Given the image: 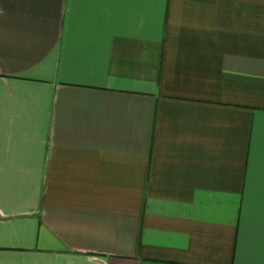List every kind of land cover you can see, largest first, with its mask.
I'll use <instances>...</instances> for the list:
<instances>
[{
    "label": "crops",
    "instance_id": "crops-1",
    "mask_svg": "<svg viewBox=\"0 0 264 264\" xmlns=\"http://www.w3.org/2000/svg\"><path fill=\"white\" fill-rule=\"evenodd\" d=\"M0 264H264V0H0Z\"/></svg>",
    "mask_w": 264,
    "mask_h": 264
}]
</instances>
